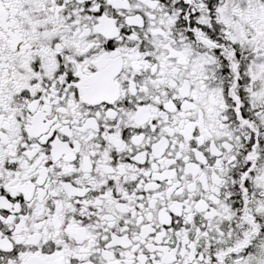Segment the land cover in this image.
<instances>
[{"label": "snow or ice", "instance_id": "obj_1", "mask_svg": "<svg viewBox=\"0 0 264 264\" xmlns=\"http://www.w3.org/2000/svg\"><path fill=\"white\" fill-rule=\"evenodd\" d=\"M0 264H264V0H0Z\"/></svg>", "mask_w": 264, "mask_h": 264}]
</instances>
